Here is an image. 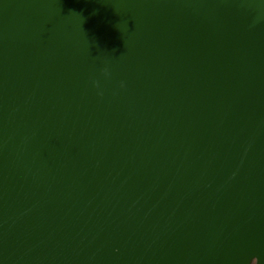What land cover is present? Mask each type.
<instances>
[{
	"label": "water",
	"instance_id": "water-1",
	"mask_svg": "<svg viewBox=\"0 0 264 264\" xmlns=\"http://www.w3.org/2000/svg\"><path fill=\"white\" fill-rule=\"evenodd\" d=\"M0 264H264V0H0Z\"/></svg>",
	"mask_w": 264,
	"mask_h": 264
},
{
	"label": "clouds",
	"instance_id": "clouds-1",
	"mask_svg": "<svg viewBox=\"0 0 264 264\" xmlns=\"http://www.w3.org/2000/svg\"><path fill=\"white\" fill-rule=\"evenodd\" d=\"M105 75H107V72H105ZM96 86L98 87V84Z\"/></svg>",
	"mask_w": 264,
	"mask_h": 264
}]
</instances>
